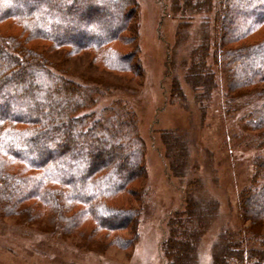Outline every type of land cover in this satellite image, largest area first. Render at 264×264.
<instances>
[{
    "label": "trees",
    "instance_id": "trees-1",
    "mask_svg": "<svg viewBox=\"0 0 264 264\" xmlns=\"http://www.w3.org/2000/svg\"><path fill=\"white\" fill-rule=\"evenodd\" d=\"M170 4L179 14L178 47L187 41L188 65L184 58L176 62L178 50L174 45L166 64L187 65L185 77L200 89L195 95L199 104L210 98L220 75L228 107L233 102L229 94L239 88H246L243 93L248 97L260 98L244 119L250 129L259 131L257 139L262 142L264 57H258L264 52V0H170ZM191 5L196 8L190 11L189 19L200 15L198 40L187 36L190 21L184 15ZM132 8L137 10L136 0H0V23L11 20L19 28L16 34L0 28L1 215L29 222L41 220L63 235L84 236L79 227L92 223L93 233L131 232L129 239L116 238V245L131 246L136 241L146 189L144 148L135 113L120 98L94 108L111 89L105 87L109 84L104 85L103 92L98 86L73 81L53 68L44 49L32 44L45 40L54 47L67 48L69 53L87 50L102 67L136 75L139 64L131 61L136 52L133 56L123 54L113 44L134 41ZM82 18L89 26L81 27ZM127 29H131L130 36L122 34ZM257 35L254 42L231 46ZM194 52L198 53L196 59H192ZM168 73L172 75L170 94L185 103L177 73ZM186 138L181 130L162 136L166 149L177 150L170 156L176 169L188 168ZM133 153L137 157L131 163ZM196 165L193 162L194 168ZM253 166L249 187L238 197L237 216L243 225L220 229L211 245L212 264H264V238L259 231L264 224V207L253 209L257 205L250 201V195L264 193V156L255 157ZM201 183L199 177L188 181L191 190L184 208L168 221L167 237L161 245L165 259H170L168 264H175L170 256L173 253L179 264H191L186 246L172 240L174 224H179L181 216L199 221L197 227L189 222L191 229L186 234L193 241L209 221L190 198ZM121 197L125 205L116 203ZM206 204L209 210L216 208L214 201ZM193 256L191 253V260Z\"/></svg>",
    "mask_w": 264,
    "mask_h": 264
},
{
    "label": "rangeland",
    "instance_id": "rangeland-1",
    "mask_svg": "<svg viewBox=\"0 0 264 264\" xmlns=\"http://www.w3.org/2000/svg\"><path fill=\"white\" fill-rule=\"evenodd\" d=\"M136 3L137 10L132 8L135 12L132 20V29L134 27L136 32L134 41L128 45L119 41L113 43L123 54L133 56L136 52L135 57H131V61L139 64L136 75L102 67L95 61L93 53L87 50L69 53L67 48L54 47L45 40L32 42L37 48L44 49L53 68L66 77L78 83L98 86L103 92L105 87L111 88L104 92L94 108L99 109L110 100L120 98L135 113L137 134L144 148L143 185L146 189L140 204L136 241L131 246L114 243L116 238L119 241L129 239L131 232L127 230L118 231V234L111 231L93 233L92 223H85L79 227L85 232L84 236L76 233L63 235L56 232L55 227L51 230L53 227L45 226L41 220L29 222L0 213V264H168L170 259H165L161 248L167 237L168 221L175 212L184 208L191 190L188 181L195 177L202 180V187H195L190 198L209 221L196 233L193 241L186 234L191 229L189 222H195L197 227L199 221L182 215L179 224H174L172 235V240L186 246L190 263L212 264L211 245L220 229H235L243 225L237 216L238 197L243 189L249 187L255 157L264 156V140L257 139L259 131L250 129L244 118L249 107L258 103L260 98L248 97L243 93L246 88H239L229 94L233 97V106L228 107V94L224 78L220 75L210 98L199 104L195 95L200 89H195L185 77L187 41L178 47L176 40L179 14L171 10L170 0H136ZM67 5H72V2H67ZM194 8L192 5L186 8L188 14L184 16L190 21L188 38L198 40L196 29L200 15L189 19ZM96 11L102 13L101 10ZM261 11L264 13V9ZM80 20L81 27L89 26L85 18ZM0 28L5 33L16 34L19 31L11 20L1 22ZM122 34L130 36L131 29L124 30ZM256 39L258 35L231 46L240 47ZM173 45L178 50L176 62L184 58L187 65L166 64ZM196 56L198 53L194 52L192 59ZM263 57L264 52L258 58ZM193 68L196 69L195 64ZM168 70L177 73L185 103L170 94L172 75ZM106 84L109 85L104 87ZM174 130L187 134V169L173 166L170 156L177 150L170 152L162 141L163 135ZM136 157V153L130 156L131 163L136 162ZM193 162L197 163L196 168L192 166ZM207 201L216 202L213 211L209 210ZM250 201L252 206L257 205L253 209H258L259 205L264 207V193L250 195ZM116 203L125 205L126 201L121 197ZM259 231L264 238V224ZM191 253L194 255L192 260L189 257ZM174 255L170 256L175 264H179Z\"/></svg>",
    "mask_w": 264,
    "mask_h": 264
}]
</instances>
